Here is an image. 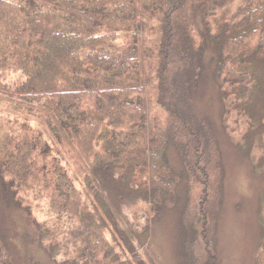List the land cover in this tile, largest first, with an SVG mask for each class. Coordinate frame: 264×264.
I'll use <instances>...</instances> for the list:
<instances>
[{
	"label": "trees",
	"instance_id": "16d2710c",
	"mask_svg": "<svg viewBox=\"0 0 264 264\" xmlns=\"http://www.w3.org/2000/svg\"><path fill=\"white\" fill-rule=\"evenodd\" d=\"M204 75L222 132L264 138V0H0V264H142L165 209L182 264H217Z\"/></svg>",
	"mask_w": 264,
	"mask_h": 264
},
{
	"label": "rangeland",
	"instance_id": "374dc122",
	"mask_svg": "<svg viewBox=\"0 0 264 264\" xmlns=\"http://www.w3.org/2000/svg\"><path fill=\"white\" fill-rule=\"evenodd\" d=\"M196 99H198L196 102L198 108L209 113L219 126L217 137L221 154L220 158L217 157L218 161L215 158L211 161L215 165L220 161L221 178H223L220 197L214 195L211 198V224L213 222L216 227L217 264H256L257 252L260 249L259 241L264 230V147H261L264 138L259 134L252 135L251 144L246 145L241 135H235L234 138L227 135L228 138L222 132L219 124L220 103L212 79L207 75H204L198 87ZM41 103L38 101L29 105L33 108L35 116L46 114ZM33 123L40 125L54 151L58 150L52 144L51 137L42 126L40 119H35ZM239 145L241 148L238 147ZM247 147L250 149H246ZM208 176V180L211 179V182L216 184L220 178L219 168L216 173L213 167L209 169ZM30 210L37 220H42L49 213L43 202L31 203ZM169 210L165 209L162 214L155 217L150 225L152 228L148 239L145 240L143 235L140 237V242L144 241L143 245L136 244L139 249L136 254L142 264H182L183 257L179 249L181 226L174 210ZM214 211H216V219L212 220ZM142 213L143 209L140 210L139 215ZM25 214V212L24 214L18 211L11 212V218L20 223L17 226L19 232L23 230L21 224L24 223ZM17 235L20 236L19 233ZM38 247L42 250L40 245ZM30 250L37 256L36 247L30 246ZM42 253L41 256H45ZM23 254L22 250L20 255ZM128 264H131L130 261Z\"/></svg>",
	"mask_w": 264,
	"mask_h": 264
}]
</instances>
